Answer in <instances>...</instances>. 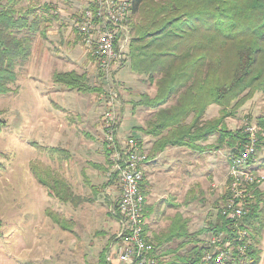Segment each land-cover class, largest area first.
<instances>
[{"label": "rangeland", "instance_id": "1", "mask_svg": "<svg viewBox=\"0 0 264 264\" xmlns=\"http://www.w3.org/2000/svg\"><path fill=\"white\" fill-rule=\"evenodd\" d=\"M8 3L0 1V10ZM85 7L86 0H20L16 6L17 17L30 11L29 22L34 17L42 21L28 61L15 67V82L0 94V264H107L118 230V217L113 215L117 190L106 181L107 155L103 170L93 166L98 160L95 150L103 147L100 122L110 97L106 99L101 92L107 85L115 90L112 112L118 142L132 137L143 145L141 139L151 136L154 141L148 155L152 164L161 153L155 151V142L171 136L166 130L158 136L147 134L156 131L161 111L169 107L143 105L147 97L156 96L155 82L132 72L129 60L104 78L81 46L72 18ZM138 20V14L130 15L134 38L133 25ZM32 56L35 60L28 68ZM255 67V73L262 74L258 83L264 84L263 60ZM72 71L95 91L78 92L53 82L54 72ZM244 101L241 106H233L234 102L228 106L226 112L234 114L224 120L228 130L243 128L264 114V88ZM220 109L209 106L207 121L219 118ZM215 139L195 143L184 139L179 153L188 159L177 157L180 164L174 166V173L161 170L165 177L156 178L154 196L149 188L145 228L160 254L157 264H186L183 260L195 247L201 254L210 250L208 240L217 233L211 229L221 224L227 157L232 154L227 145L216 150ZM257 150L259 157L264 154V147L257 146ZM229 232L230 228L225 233ZM231 264L249 263L235 256Z\"/></svg>", "mask_w": 264, "mask_h": 264}, {"label": "trees", "instance_id": "2", "mask_svg": "<svg viewBox=\"0 0 264 264\" xmlns=\"http://www.w3.org/2000/svg\"><path fill=\"white\" fill-rule=\"evenodd\" d=\"M6 1L10 3L0 10V94L15 82V67L28 61L42 21L32 17L29 22L33 15L30 11L17 17L20 0ZM44 10L50 18L48 9ZM137 14L138 23L133 25L136 38L129 25L130 70L155 82L156 96L147 97L145 107L169 105L161 111L162 122L156 131L147 133L158 136L166 130L171 134L155 142V151L179 146L187 138L195 143L216 136V150L227 145L232 154L236 153L245 141L243 128L228 130L224 120L234 116L226 112L229 105L234 102L233 106H241L264 88L258 83L261 69L255 73L260 59L264 64V0H131V16ZM53 82L78 92L95 91L73 71L54 74ZM243 95L246 98L241 100ZM211 105L221 107L220 117L203 121ZM255 124L264 134V114L255 119ZM259 141L258 147H264V138ZM252 201L243 219V227L253 232L249 234L245 261L259 264L264 192L256 189ZM220 220L221 224L211 230L228 232L229 222L222 216ZM201 252L195 247L183 261L193 264Z\"/></svg>", "mask_w": 264, "mask_h": 264}, {"label": "built area", "instance_id": "3", "mask_svg": "<svg viewBox=\"0 0 264 264\" xmlns=\"http://www.w3.org/2000/svg\"><path fill=\"white\" fill-rule=\"evenodd\" d=\"M130 15L131 0H86V7L72 18L81 46L104 78L128 61ZM101 93L106 99L110 97L105 101L108 109L100 122V132L109 163L106 181L110 189L117 190L113 215L118 217L113 253L107 257V264H157L160 254L145 232L143 183L149 156L132 137L125 142L116 140L118 128L112 112L115 90L107 85ZM243 132L245 141L236 153L227 157L225 201L220 214L230 223V232L210 236V250L193 264H231L235 256L241 262L246 259L248 230L242 222L250 212L254 191L264 182V176L255 169L258 142L264 134L255 122L245 123Z\"/></svg>", "mask_w": 264, "mask_h": 264}, {"label": "crops", "instance_id": "4", "mask_svg": "<svg viewBox=\"0 0 264 264\" xmlns=\"http://www.w3.org/2000/svg\"><path fill=\"white\" fill-rule=\"evenodd\" d=\"M33 56L32 58H30V61L28 62V68L31 67L32 65V61L33 60ZM68 62V60L66 61ZM56 72H54L55 74ZM52 74V75H54ZM150 115L147 114V118L146 120L148 119ZM260 116V115H258ZM257 118V117H256ZM255 118V119H256ZM131 118L128 117L127 120H128V124H130V122H132V120H130ZM130 120V121H129ZM203 121H207V111L205 112L204 116H203ZM128 129V128H126ZM125 129V130H126ZM120 130H121V127H120ZM129 130V129H128ZM143 145L142 147L144 148L145 152L148 153L151 151L152 149V145H153V138L151 136H145V138L141 139ZM180 148L179 146H174V148H171V149H168V153L167 151H161V153H158L156 154L155 158L152 161V164L148 163L144 170H145V174H144V183H143V190H144V193H145V197L149 194V192L151 191L150 189H152V193L151 195L154 196L155 193H156V178H164L165 175L164 174H161V170H162V173L165 171V172H170V173H174L175 171V167L177 165V167H179V160H177V157H179L180 155L182 157H184V159H188L187 156H185V154L182 152V153H179L180 151ZM261 152V151H260ZM263 152V151H262ZM86 154L88 153V151L85 152ZM177 153V154H176ZM104 152H103V147H102V144H101V148L96 152L95 150V158H97L98 160L97 161H94V167L96 169H102L103 170V167L105 168L103 164V161L104 163L106 162V155H103ZM169 154H171V157H169ZM149 156V155H148ZM104 158V159H103ZM259 158V160H258ZM189 161L191 162V160H188V162L186 163L187 165H190L189 164ZM150 164V165H149ZM228 164V163H227ZM163 166V167H162ZM174 167V168H171ZM32 168H30V171H31ZM255 169L257 170L258 173H260L261 175L264 176V154L262 153L261 156L259 157L258 156V153H257V161H256V165H255ZM98 171V170H97ZM101 172V171H99ZM31 175H32V171H31ZM145 175H146V178H145ZM32 179V177H31ZM34 186L36 187V181L33 182ZM36 184V185H35ZM150 188V189H149ZM258 190L260 192H264V182L259 185L258 187ZM155 192V193H154ZM147 199V198H146ZM153 202V201H152ZM148 202L146 200V207L145 208H148ZM153 205V204H151ZM146 210V209H145ZM146 213V211H145ZM147 213H148V210H147ZM260 249H261V256H260V264H264V231H263V234H262V239H261V243H260Z\"/></svg>", "mask_w": 264, "mask_h": 264}]
</instances>
